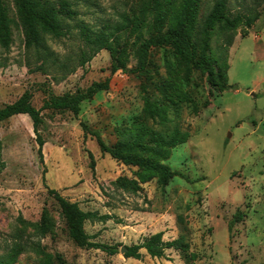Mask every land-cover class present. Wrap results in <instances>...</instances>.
<instances>
[{"label":"rangeland","instance_id":"1","mask_svg":"<svg viewBox=\"0 0 264 264\" xmlns=\"http://www.w3.org/2000/svg\"><path fill=\"white\" fill-rule=\"evenodd\" d=\"M69 1L81 21L99 28L117 21L128 0ZM5 2L14 36L8 49L0 45L1 107L26 95L41 108L52 95L76 94L108 78L110 83L83 101L77 114L42 112L44 163L28 115L0 120V264H264V0H226V14L244 22L212 31L215 65H230L231 87L224 92L213 85L218 77L180 62L169 47L152 50L144 73L113 74L109 51L76 31L60 40L47 37L51 54L31 53L13 1ZM216 2L201 0L196 58ZM135 65L132 56L129 66ZM162 83L169 97L156 89ZM147 100L155 118L145 110ZM177 132L187 141L166 159L150 152L159 148L156 138L169 140ZM97 136L109 147L134 145L145 160H159L181 175L163 188L156 172L103 153ZM51 189L95 213L85 224L90 241L117 253L79 246ZM158 232L164 241L185 235L191 261L175 249H167L165 258L146 250L141 259L124 256L123 247Z\"/></svg>","mask_w":264,"mask_h":264},{"label":"trees","instance_id":"2","mask_svg":"<svg viewBox=\"0 0 264 264\" xmlns=\"http://www.w3.org/2000/svg\"><path fill=\"white\" fill-rule=\"evenodd\" d=\"M17 16L23 28L26 49L31 53H48L52 50L47 44V37L53 39L69 38L76 31L85 41L94 47L102 46L109 51L112 59V73H144L148 70L151 53L155 48L169 47L180 62L191 65L204 76L213 79L219 78V84L213 83L220 92L228 90L231 85L228 81L230 65L217 67L211 56V34L216 25L221 24L228 30L236 29L244 22V17L237 15L230 17L226 14V0H217L211 13L205 21L202 30L200 52L196 58L193 49V36L197 23V16L201 0H128L124 9L119 12L117 21H107L99 28L85 24L78 16V11L69 0H12ZM74 21H77L74 23ZM74 23V24H73ZM14 20L5 0H0V45L8 49L13 42ZM73 24V25H72ZM136 60L135 67H130L131 57ZM110 79L104 82H93L85 91L76 94L51 96L45 100L41 108L35 107L29 97L24 95L17 101L0 106V120L16 115H28L33 123L38 144V156L44 163L43 147L46 143L41 133L44 124L42 112L44 110L71 111L77 114L80 105L85 100H91L101 91L109 89ZM164 83L158 84L156 89L164 96L169 97ZM153 104L147 100L146 112L155 118L159 114L153 111ZM103 153L127 165H136L143 171H154L159 175V183L163 188L169 182L181 175L173 171L168 165L159 160H145L139 156L136 147L129 143H119L113 147L107 146L100 136H97ZM188 135L177 132L169 140L156 138L159 148H151L150 152L166 159L170 149L185 143ZM168 149V152L159 149ZM92 165L95 160L90 154ZM163 161V160H162ZM50 194L60 206L73 240L81 247L102 249L110 254L117 253L112 246L96 244L90 241L85 231V224L96 219L93 212L84 211L77 202H71L57 190L51 189ZM180 223L183 218L178 217ZM45 233V229L42 228ZM164 232L152 234L142 242L126 246V258L141 259L142 250L153 258H165L167 249L180 251L183 258L189 262L194 256L189 253L190 243L185 235L175 240L164 241Z\"/></svg>","mask_w":264,"mask_h":264},{"label":"crops","instance_id":"3","mask_svg":"<svg viewBox=\"0 0 264 264\" xmlns=\"http://www.w3.org/2000/svg\"><path fill=\"white\" fill-rule=\"evenodd\" d=\"M260 38V37H259ZM257 41H258V39L257 38H255ZM237 42V40L235 41V43ZM235 43H234V45H235ZM234 45L232 46V48H231V50H230V54H231V51H232V49H233V47H234ZM260 47V46H259ZM230 83V82H229Z\"/></svg>","mask_w":264,"mask_h":264},{"label":"water","instance_id":"4","mask_svg":"<svg viewBox=\"0 0 264 264\" xmlns=\"http://www.w3.org/2000/svg\"><path fill=\"white\" fill-rule=\"evenodd\" d=\"M126 250H127V248H126V247H123V248H122V252H123V253H125V252H126Z\"/></svg>","mask_w":264,"mask_h":264}]
</instances>
